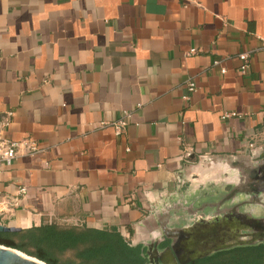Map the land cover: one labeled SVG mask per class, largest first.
I'll list each match as a JSON object with an SVG mask.
<instances>
[{"label":"crops","instance_id":"1","mask_svg":"<svg viewBox=\"0 0 264 264\" xmlns=\"http://www.w3.org/2000/svg\"><path fill=\"white\" fill-rule=\"evenodd\" d=\"M263 40L264 0H0L2 136L41 149L0 161V224L167 245L160 224L264 157Z\"/></svg>","mask_w":264,"mask_h":264},{"label":"water","instance_id":"2","mask_svg":"<svg viewBox=\"0 0 264 264\" xmlns=\"http://www.w3.org/2000/svg\"><path fill=\"white\" fill-rule=\"evenodd\" d=\"M253 159L245 168L232 170L234 179L228 190L214 188L204 197L207 202L196 205L195 199L179 208L176 224H170L175 227L171 235L166 232L167 222L160 224L170 239L167 245L163 239L135 244L145 248L146 264L152 260L155 264H186L231 248L264 244V157ZM198 214L201 218L196 220ZM17 230L0 224V231ZM0 264L45 263L0 245Z\"/></svg>","mask_w":264,"mask_h":264},{"label":"trees","instance_id":"3","mask_svg":"<svg viewBox=\"0 0 264 264\" xmlns=\"http://www.w3.org/2000/svg\"><path fill=\"white\" fill-rule=\"evenodd\" d=\"M0 245L45 264H146L145 248L131 245L116 228L43 223L0 231ZM186 264H264V244L241 246Z\"/></svg>","mask_w":264,"mask_h":264},{"label":"built area","instance_id":"4","mask_svg":"<svg viewBox=\"0 0 264 264\" xmlns=\"http://www.w3.org/2000/svg\"><path fill=\"white\" fill-rule=\"evenodd\" d=\"M262 47L264 48V40L262 41ZM194 52L195 50L192 49L187 54ZM238 58L240 60L238 72L241 75H244L248 69L249 53H241L238 55ZM186 86L190 92L195 89L193 81H188ZM9 116L10 113H8V115H6L0 123V161L6 166H10L12 164L14 158L21 149L28 155H35L41 151L37 142L32 138H24L20 141H9L3 138L2 130L3 127L8 124ZM224 116H228V114H225ZM129 117L130 113H124L119 119L112 123L116 135H120L123 132ZM20 192L23 193L24 189H20Z\"/></svg>","mask_w":264,"mask_h":264},{"label":"flooded vegetation","instance_id":"5","mask_svg":"<svg viewBox=\"0 0 264 264\" xmlns=\"http://www.w3.org/2000/svg\"><path fill=\"white\" fill-rule=\"evenodd\" d=\"M145 252V251H144ZM149 264H155V261L154 260H152V261H150V262H148Z\"/></svg>","mask_w":264,"mask_h":264}]
</instances>
